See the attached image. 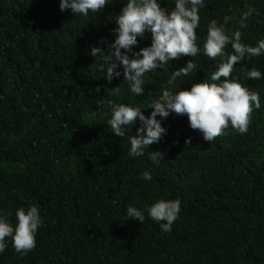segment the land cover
Returning a JSON list of instances; mask_svg holds the SVG:
<instances>
[{
	"label": "trees",
	"instance_id": "1",
	"mask_svg": "<svg viewBox=\"0 0 264 264\" xmlns=\"http://www.w3.org/2000/svg\"><path fill=\"white\" fill-rule=\"evenodd\" d=\"M124 3L112 0L82 17L61 12L59 0H0V209L11 210L14 222L16 208L36 204L44 221L34 249L21 256L9 242L0 264H264V78L245 76L258 67L264 77V56L239 62L232 73L260 95L247 133L229 128L209 143L189 127L187 115L170 114L161 121L166 135L149 146L164 160L153 164L147 150L129 157L127 134L110 131V111L97 101L146 107L172 71L196 58L181 56L169 72L147 73L144 96H133L122 77L109 84L100 70L104 57L93 58L90 50H107ZM205 4L201 40L208 22L225 16L232 17L226 28L239 29L243 43L264 38V0ZM166 6L171 0H162ZM248 6L256 13L240 29ZM150 43L146 32L133 50ZM198 59L181 89L215 70L214 62ZM138 126L137 120L130 135ZM144 170L151 181L141 178ZM159 198L181 200L171 232H161L147 214L143 224L123 218L129 204L142 208Z\"/></svg>",
	"mask_w": 264,
	"mask_h": 264
},
{
	"label": "clouds",
	"instance_id": "2",
	"mask_svg": "<svg viewBox=\"0 0 264 264\" xmlns=\"http://www.w3.org/2000/svg\"><path fill=\"white\" fill-rule=\"evenodd\" d=\"M111 3L112 0H59V9L61 12L70 10L73 16L88 17L90 13H100ZM161 3L162 0H125L115 17L114 40L107 44V50L100 46H92L90 50L93 58L104 57L106 67L102 66L100 70L106 81L110 84L113 79L122 77L128 91L137 97L145 95L147 73H155L158 69L168 71L169 63L181 56L196 58L172 71L167 77V87L146 107L111 100L97 101L100 110L107 106L110 111L107 119L110 131L118 137L127 134L128 156L138 158L147 150L149 159L157 166L164 160V153L151 151L149 146L166 135L167 129L161 121L170 114L187 115L189 127L202 133L203 140L209 143L227 135L229 128L240 135L248 132L253 111L261 108L260 95L232 73L239 62L264 56V38L255 45L243 43L239 29L230 32L226 28L232 20L230 16H225L221 23L215 19L209 21L206 35L201 40L197 29L200 28V10L206 7L205 0H171V7H161ZM255 13L256 9L248 6L237 21L239 28H246V22ZM146 32L150 33V45L134 51L138 37L143 38ZM229 45L231 52L227 51ZM199 57L214 62L215 70L190 88L181 89L184 79L190 78L200 67ZM245 76L254 80L264 78L258 67L247 70ZM148 108L151 112L145 115L142 109ZM137 120L139 126L135 134L130 135L131 126ZM190 141L191 137L185 138L186 145ZM141 178L151 181V171L144 170ZM180 212L179 198H159L142 208L129 204L123 218L143 224L147 214L148 219L159 224L161 232L167 233L172 231ZM12 217L11 210L0 209V254L11 242L15 253L27 255L36 247L38 228L44 224L40 209L36 204L19 207L15 209L14 222Z\"/></svg>",
	"mask_w": 264,
	"mask_h": 264
}]
</instances>
